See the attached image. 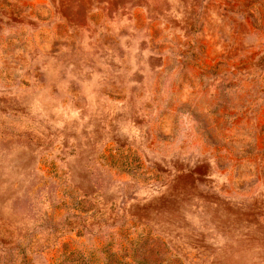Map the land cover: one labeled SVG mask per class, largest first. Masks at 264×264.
Wrapping results in <instances>:
<instances>
[{"label": "rangeland", "instance_id": "obj_1", "mask_svg": "<svg viewBox=\"0 0 264 264\" xmlns=\"http://www.w3.org/2000/svg\"><path fill=\"white\" fill-rule=\"evenodd\" d=\"M0 264H264V0H0Z\"/></svg>", "mask_w": 264, "mask_h": 264}]
</instances>
